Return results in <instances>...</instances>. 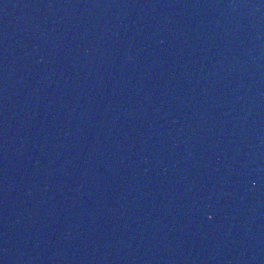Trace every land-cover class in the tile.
<instances>
[{
  "label": "water",
  "instance_id": "1",
  "mask_svg": "<svg viewBox=\"0 0 264 264\" xmlns=\"http://www.w3.org/2000/svg\"><path fill=\"white\" fill-rule=\"evenodd\" d=\"M0 264H264V0H0Z\"/></svg>",
  "mask_w": 264,
  "mask_h": 264
}]
</instances>
